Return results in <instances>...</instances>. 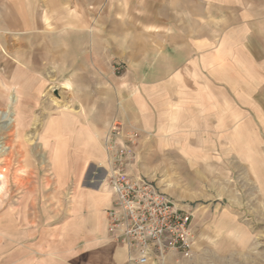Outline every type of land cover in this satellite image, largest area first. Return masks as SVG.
Instances as JSON below:
<instances>
[{"label": "rangeland", "instance_id": "obj_1", "mask_svg": "<svg viewBox=\"0 0 264 264\" xmlns=\"http://www.w3.org/2000/svg\"><path fill=\"white\" fill-rule=\"evenodd\" d=\"M4 1L16 10L17 0ZM22 1H29L20 8L27 21L39 24L27 28L16 16L11 30L0 28V219L9 209L22 221L29 204L32 223L41 218L47 230L64 226L72 216L77 154L94 144L106 150V138L116 130L112 150L125 148L135 173L192 214L194 242L187 256L202 264H264V86L242 79L241 90L257 93L206 96L213 104L202 119L214 122L220 134H144L117 117L119 88L134 100L144 96L143 80L112 47L101 45L119 39L120 24L135 28L136 16L119 14L110 4L117 13L104 15L103 1L91 0L86 24L72 30L69 14L47 7L52 0ZM58 2L70 7L69 0ZM128 33L135 43V29ZM182 85L204 83L174 80L175 88ZM206 86L216 85L207 79ZM180 112L175 107V119ZM184 257L168 264H184Z\"/></svg>", "mask_w": 264, "mask_h": 264}, {"label": "crops", "instance_id": "obj_2", "mask_svg": "<svg viewBox=\"0 0 264 264\" xmlns=\"http://www.w3.org/2000/svg\"><path fill=\"white\" fill-rule=\"evenodd\" d=\"M102 1L104 15L117 13L111 10L114 5L119 14L136 16L139 21L132 29L120 24L119 39H104L101 44L112 47L130 73L144 83V96L134 100L127 99L125 87L119 88L117 117L127 127L144 134L165 133L168 138L215 136L223 131L202 119V112L213 104L206 96L257 93L241 90L238 80L242 79L257 80L264 86V0ZM4 2L0 0V28L11 30L16 16L27 28L39 24L34 19L27 21L26 12L20 9L29 1L17 0L15 11ZM90 2L69 0L70 7L65 8L52 0L47 7L69 14L67 24L78 30L86 24ZM133 29L135 43L128 33ZM9 65L7 62L5 67ZM207 79L214 80L216 86H206ZM174 80L182 84L203 80L204 86L175 88ZM175 107L181 110L177 119ZM87 149L83 147L84 154H77L72 170L76 178L69 221L47 230L41 218L32 223L29 204L23 206L22 221L8 209L5 220L0 219V264H126L125 248L113 242L107 230L106 211L114 201L105 181L109 153L100 144ZM65 164L61 159V166ZM61 166L55 167L57 173ZM63 188L59 185V190ZM183 261L203 263L192 254Z\"/></svg>", "mask_w": 264, "mask_h": 264}, {"label": "built area", "instance_id": "obj_3", "mask_svg": "<svg viewBox=\"0 0 264 264\" xmlns=\"http://www.w3.org/2000/svg\"><path fill=\"white\" fill-rule=\"evenodd\" d=\"M115 131L106 138L105 181L114 195L113 205L106 211L109 237L125 248L126 264L177 262L176 256L190 253L194 242L192 214L135 173L125 148L112 150L118 135Z\"/></svg>", "mask_w": 264, "mask_h": 264}]
</instances>
